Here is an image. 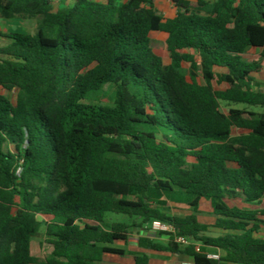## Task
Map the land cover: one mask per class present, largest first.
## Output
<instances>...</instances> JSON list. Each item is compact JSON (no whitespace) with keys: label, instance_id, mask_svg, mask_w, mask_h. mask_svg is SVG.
Returning a JSON list of instances; mask_svg holds the SVG:
<instances>
[{"label":"trees","instance_id":"16d2710c","mask_svg":"<svg viewBox=\"0 0 264 264\" xmlns=\"http://www.w3.org/2000/svg\"><path fill=\"white\" fill-rule=\"evenodd\" d=\"M168 1L173 17L155 0H0V17L36 21L0 46V88L16 92L0 93V264H103L153 220L175 231L139 237L146 251L264 264V206L228 202L264 205V112L220 109L264 107V0ZM106 84L112 104L85 102ZM203 200L217 235L198 218ZM170 202L189 213L170 215ZM40 235L45 259L31 253ZM217 249L220 262L205 257ZM146 251L133 264H149Z\"/></svg>","mask_w":264,"mask_h":264},{"label":"rangeland","instance_id":"374dc122","mask_svg":"<svg viewBox=\"0 0 264 264\" xmlns=\"http://www.w3.org/2000/svg\"><path fill=\"white\" fill-rule=\"evenodd\" d=\"M194 1V0H189ZM56 5V4H54ZM155 7L156 9L164 16V17H173L176 14V7L173 6L168 0H155ZM36 29V21L34 19H23V18H15L13 20H6L2 19L0 17V35L6 36L8 33H13L16 31H25V32H34ZM165 36L159 35V38L164 40ZM4 40H0V44H3ZM157 53L161 56L162 61L164 64H168L170 61L169 54L164 47L157 50ZM246 59L251 58H258L257 55L254 53H251V55H245ZM264 63V62H263ZM264 67V65H263ZM217 71H220L217 69ZM258 81L260 82L261 86H264V69L261 73L257 74ZM201 83H204L205 81L200 77L199 78ZM212 85L215 89H224L227 87L225 83H218L215 80L212 81ZM3 94L6 95L10 100H14L16 96L15 90L8 91L3 89ZM111 91L112 88L109 85H105L104 92L96 99H90L86 100L85 102L90 103H99V104H106L110 105L112 104L111 101ZM228 107H237V108H244L246 110L251 111H257V112H264V107L260 106H245L242 104H227L224 102H221L220 109L223 112H227ZM237 130H234L233 133L236 134ZM231 206L238 207V208H260L263 207V205L258 204H249L242 201L240 198H236L233 200L228 201ZM170 215H177V216H184L187 213H189V208L185 204H174L170 202ZM201 213L198 215V218L201 222L207 223L209 225V231L208 233L210 235H217L221 233L222 231L220 229L214 228L210 226L214 221V216L212 215V208L210 205V202L207 200H203L200 205ZM106 220L108 222L112 221H125L130 222V220L123 215L119 214H113V213H107ZM146 228L142 230L140 238L146 239V238H152L156 240L165 241L167 239V235L162 234L160 232L153 231L148 224L145 226ZM41 233H43L44 228H41ZM133 232V231H132ZM131 232V233H132ZM262 236H264V232H262ZM115 247L123 248L125 250L124 255H116V254H105L103 257V264H133V254L134 253H140L143 248L145 247L140 243V240L135 243L133 242H122L118 241L114 244ZM52 250V246L46 242V239L43 235L33 237L31 240V253L39 258V259H45L49 256L50 252ZM152 255H155L152 257L151 264H170L172 262H176V259L178 256H175L174 254H168V258H162L163 254L159 253H153ZM187 260L185 261V264H194L192 257L190 256H184Z\"/></svg>","mask_w":264,"mask_h":264},{"label":"crops","instance_id":"0c3cea01","mask_svg":"<svg viewBox=\"0 0 264 264\" xmlns=\"http://www.w3.org/2000/svg\"><path fill=\"white\" fill-rule=\"evenodd\" d=\"M191 2H196V0H194V1H191ZM2 18V17H1ZM2 19H4V18H2ZM0 40H4V43L3 44H0V46H3V45H5L7 42H8V39H7V37L6 36H2V35H0ZM251 53H254L255 55H257L258 56V58H259V55H260V49L259 48H255V47H253V48H250V49H248L245 53H244V55L243 56H245V55H251ZM257 58V59H258ZM253 59H256V58H251V59H247V60H253ZM264 59L261 61V63H262V65H264ZM263 69H264V67H263ZM263 69H262V71H263ZM261 71V72H262ZM260 72V73H261ZM256 77H257V75H256ZM258 79V78H257ZM3 89L2 88H0V93H2L3 94V91H2ZM235 130H237V129H235ZM239 132H241L240 130H237V132H236V134L237 133H239ZM264 206V205H263ZM260 217V219H262L263 221H264V216H259ZM141 232H142V229H141V231H137V230H135V231H133L132 233L130 232L129 233V237H128V240H127V242H133V243H135L136 244V242L137 241H139V238L138 239H134L133 238V236L134 235H136V234H139V236H142L141 235ZM262 232H264V224H262V226L260 227V230H259V233H258V236L259 237H261V238H264V236H262ZM152 239V238H151ZM161 241V240H160ZM144 251H146L144 248H143V250H141V252H144ZM146 252H148V254H149V264H151V260H152V257L153 256H155V255H152L153 253H159V254H163V255H159V256H162V258H168L167 256H168V254H170L169 252H155V251H146ZM172 254V253H171ZM175 256H178L177 257V259H176V262H172V263H170V264H185L186 262V258L184 257V256H186V255H179V254H174ZM167 264V263H166Z\"/></svg>","mask_w":264,"mask_h":264},{"label":"built area","instance_id":"2783aa9c","mask_svg":"<svg viewBox=\"0 0 264 264\" xmlns=\"http://www.w3.org/2000/svg\"><path fill=\"white\" fill-rule=\"evenodd\" d=\"M150 227L153 231H156V232H171V233H174V228L168 224V223H165L163 221H160V220H153L151 223H150ZM137 231H141V228H139ZM140 236L139 234H136L133 236L134 239H138ZM174 241L179 243V244H182V245H189L192 242V240L189 238V237H184V236H179V235H175L174 234ZM196 250L199 251L200 250V245L198 244L196 246ZM205 257L207 259H211V260H214L216 262H220L221 260V251L219 249L217 250H208L205 252Z\"/></svg>","mask_w":264,"mask_h":264}]
</instances>
